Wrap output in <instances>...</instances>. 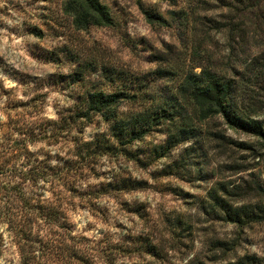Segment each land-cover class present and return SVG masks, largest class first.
<instances>
[{"label": "clouds", "instance_id": "1", "mask_svg": "<svg viewBox=\"0 0 264 264\" xmlns=\"http://www.w3.org/2000/svg\"><path fill=\"white\" fill-rule=\"evenodd\" d=\"M0 264H264V0H0Z\"/></svg>", "mask_w": 264, "mask_h": 264}]
</instances>
